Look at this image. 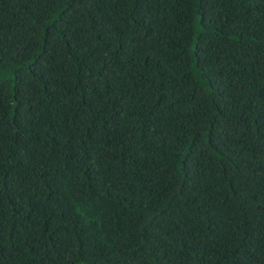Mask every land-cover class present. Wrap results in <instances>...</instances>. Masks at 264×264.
<instances>
[{
  "label": "trees",
  "instance_id": "1",
  "mask_svg": "<svg viewBox=\"0 0 264 264\" xmlns=\"http://www.w3.org/2000/svg\"><path fill=\"white\" fill-rule=\"evenodd\" d=\"M0 264H264V0H0Z\"/></svg>",
  "mask_w": 264,
  "mask_h": 264
}]
</instances>
